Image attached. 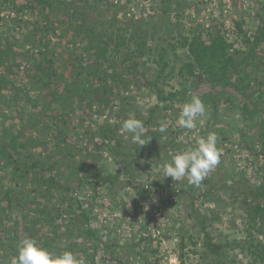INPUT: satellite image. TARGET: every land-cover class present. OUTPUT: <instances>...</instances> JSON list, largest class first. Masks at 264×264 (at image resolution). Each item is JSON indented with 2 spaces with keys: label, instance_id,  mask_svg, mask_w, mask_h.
<instances>
[{
  "label": "trees",
  "instance_id": "trees-1",
  "mask_svg": "<svg viewBox=\"0 0 264 264\" xmlns=\"http://www.w3.org/2000/svg\"><path fill=\"white\" fill-rule=\"evenodd\" d=\"M137 1L0 0V103L8 110L21 107L23 116L17 132H8L7 128L0 132V223L13 216H24L30 226H35L38 219L51 226L59 217L63 229H72L75 222L89 225L87 207L80 202L78 192L76 196L71 194L76 187L70 181L76 178L78 187L116 183L123 173L133 175L132 171H137V159L144 154L142 147H132L120 134L121 106L130 97L136 98L132 86L157 98L146 117L140 110L134 111L147 126L156 122L169 102L187 100L192 95L200 96L215 119L221 116L223 103L229 108L236 106L240 119L250 122L249 127L255 129L254 140L260 144L264 157V0H255L253 28L245 24L244 13V17L234 21L232 30L225 23L206 26L201 21L185 28L180 22L185 8L183 0H151L149 5ZM68 37L71 47L58 51L56 47ZM180 49L184 59L177 66L176 60L182 57ZM29 52L27 58L34 60L36 72L33 78L37 77L39 82L34 87L18 83L26 68H21L18 58ZM82 107L90 118L106 116L107 119L97 121L93 135L114 158L121 157L124 162L116 174L98 163L86 162L90 153L86 147L77 146L78 140L68 126L69 117L63 119L65 129H57L63 114L69 116ZM113 117L114 122L109 120ZM43 125L56 128L49 140L54 149L50 148L48 153L44 152L48 143L39 137L50 133L46 127L41 131ZM32 132H38V136H32ZM231 137L243 138L251 148L245 128L239 136L233 133ZM41 145L43 150L32 149ZM151 147L149 140L148 152ZM148 152L145 155L152 157ZM65 158L77 162L67 177L63 174ZM219 171L220 168L216 169L214 174ZM145 178L149 188L164 187L165 183L151 172ZM205 182L207 187L201 195L210 197L223 190L233 202H241L247 226L241 238L227 234L217 238L208 230V214L199 212L192 202L188 216L198 222L205 239L202 250L194 247L191 252L198 254L201 264H232L230 254L235 260L239 255L234 253L236 250L252 257L255 264H264V180L257 182L243 171L232 170L225 172L221 182L216 178L214 182ZM177 184L183 194L193 187L183 179ZM147 193L143 188L138 194L145 197ZM27 198L37 204V213L29 208L22 211ZM59 229L52 233L60 242ZM84 232L101 243L102 238L91 227ZM52 238L44 232L39 243L53 248ZM104 243L112 253L111 259L123 260L114 251L118 243ZM180 246L183 253L179 260L186 264L183 236ZM95 254L88 264H96Z\"/></svg>",
  "mask_w": 264,
  "mask_h": 264
},
{
  "label": "rangeland",
  "instance_id": "rangeland-1",
  "mask_svg": "<svg viewBox=\"0 0 264 264\" xmlns=\"http://www.w3.org/2000/svg\"><path fill=\"white\" fill-rule=\"evenodd\" d=\"M138 2L149 5L151 0H138ZM183 3L185 8L182 11L180 22H183L185 28H190L197 21H201L206 26L212 23H225L226 27L232 30L234 21L244 17V13L245 24L250 28L255 25V21L251 17L254 11L257 10L255 0H183ZM173 15H178L177 10L176 12L175 10L173 11ZM190 15L191 17L188 18ZM175 17L177 19V16ZM185 17H187L186 20H184ZM54 39L58 41L57 38ZM70 39V37L63 39L61 41L62 44L57 46L56 49L59 51L63 48L65 50V47H71ZM22 53L18 61H21L22 69L26 68L23 75L24 78L20 79L19 77L18 83L34 87L39 83L37 82V77L33 78L36 75L33 68L34 60L27 58L30 52L28 54ZM179 54L183 58L179 57L176 60L177 66L184 59L182 49L179 50ZM59 71H62V69ZM40 90L42 91L43 88ZM132 90L136 98L130 97L129 101H127V103H130H123L121 106L119 121L122 124L130 115L140 119L135 114V109L140 110L141 115L146 117L149 107L157 102L154 94H150L145 90L140 92L133 86ZM36 91L34 90V92ZM129 93L130 91L126 94ZM188 100L169 102V107L161 110L152 126L145 125L147 129L145 137L147 144L141 146L144 154L137 159V171L133 170V175H130L131 173H123L118 182L100 183L96 187L91 185L78 187L79 181L76 178L70 181V184L76 187L71 194L76 196L78 192L77 197L83 203V206L87 207L90 219V223L87 225L102 238L100 244H98L96 237L86 236L87 233L84 231L88 226H80L77 222H75L76 224L72 229L67 230L61 226V217L52 222L51 226L44 221H39V219L36 220L35 226H30L24 216H20L18 219L13 216L0 223V264H11L12 259L18 254V247L23 239L35 238L39 241L40 235L44 232L49 237H54L52 238L54 247L49 249L58 252L71 250L74 253L85 256L88 263L90 258L96 253L94 257L96 264H120V262H124L122 264H154L155 262L157 264H181L179 256L183 253L180 246L183 236L186 244L184 249L186 264H201L202 261H200L198 254L191 252L194 247L202 250L205 239L204 232L201 231L198 222L194 217L188 216L189 213H192V202H194V207L199 212L208 214L207 227L215 237H224L226 234L234 238L243 237L244 229L247 225L246 218L243 216L241 202H233L229 198V194L223 190L212 193L210 197L203 196L201 193L207 187L206 180L214 182L216 178L221 182L223 177H225L226 171H243L257 182L264 180V169H262L264 168V157L261 153L260 144H257L256 139L254 140L256 131L249 127L250 122H244L240 119L236 106H230L231 108H229L226 102L220 105L221 116L218 119L212 118L211 111L207 108V116L203 125H198L194 130L182 129L177 121L182 105ZM134 104L138 106H133ZM3 113L5 116H3ZM88 115L84 107L69 116L63 114L57 129L64 130L65 121L63 119L69 117L68 126L73 129L74 139L78 140L77 146L86 147V152L90 153L86 162L90 164L98 163L104 170L116 174L123 167L124 162L120 161L121 157L114 158V155L105 148L99 138L93 135V131L97 127V121L101 122L107 118L106 116L101 117L98 115L90 118ZM22 117L21 107L15 106V108L8 110L4 103H0V132H4L6 128L8 132H17ZM109 120L115 121L114 117ZM161 122L167 124L165 131L160 130ZM44 127L50 130V133L48 135L42 133L39 137L45 144L48 143L47 149L45 148L44 151L48 153L51 149H54V145L49 140L52 136L51 133L54 132L52 130H56V128L55 126L43 125L40 128L41 131L44 130ZM242 128H245L246 134L249 135L247 138L251 148L245 145L246 141L243 138L240 140V138L234 139L231 137L233 133L239 136ZM210 132L218 134V147L222 149L220 161L199 186L193 185V187L188 188L187 193L183 194L180 184H177L171 177H164L163 165L169 162L172 155L194 146L198 138L206 136ZM120 134L127 143L132 147L134 146L131 141V134L123 130L122 126ZM32 136H38V132H32ZM151 137L153 138L151 139ZM149 140H151L152 147L148 152ZM43 148L42 145L36 148L32 147L35 151L43 150ZM123 150L125 149L123 148ZM146 152L152 153V157L149 158L147 154L145 155ZM85 154L84 152L83 155ZM65 162L63 174L67 177L73 173L72 167L77 162L75 160L71 163L68 159ZM219 168L220 171L214 174L216 169ZM258 169L262 172L258 173ZM150 172L153 177L165 183L164 187L151 186L149 188V181L145 176ZM182 179L188 182L187 176ZM130 180L132 182H128ZM127 182L128 184H125ZM130 183H133V186ZM208 185L210 186L211 184ZM143 188L148 190L145 197L138 194ZM153 197H155V202H153ZM23 204L24 208L22 211L29 208L32 213H37V204L33 200L27 198ZM1 214L2 211H0V216ZM58 224L59 226L55 227ZM57 229H59L58 233L61 235L60 242L52 233ZM103 241L106 243H118L114 251L123 260L111 259L109 255L112 253H109L110 251L105 248ZM194 242H197V244L195 245ZM11 243L13 247H11ZM3 246L4 248L2 249ZM234 253H239V255L234 260L231 252L230 257H233V259L229 258V260H231L232 264H255L252 257H247L240 253L239 250Z\"/></svg>",
  "mask_w": 264,
  "mask_h": 264
},
{
  "label": "clouds",
  "instance_id": "clouds-1",
  "mask_svg": "<svg viewBox=\"0 0 264 264\" xmlns=\"http://www.w3.org/2000/svg\"><path fill=\"white\" fill-rule=\"evenodd\" d=\"M207 116V107L198 95H192L180 110L178 125L182 129L194 130L203 125ZM123 130L131 134V141L140 147L146 145L147 129L144 122L130 115L122 124ZM167 124L161 122L160 130L165 131ZM219 137L216 132H210L195 141V145L171 156L169 162L163 165L164 177L180 181L188 177V182L199 186L207 175L219 163L222 149L218 147ZM155 202V197H153ZM11 264H88L87 258L71 250L53 251L42 246L35 238H25L18 247V254Z\"/></svg>",
  "mask_w": 264,
  "mask_h": 264
}]
</instances>
